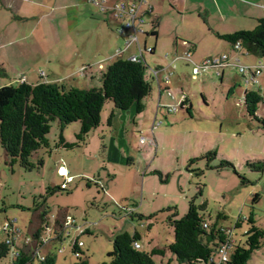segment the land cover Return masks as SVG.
<instances>
[{
  "label": "rangeland",
  "instance_id": "rangeland-1",
  "mask_svg": "<svg viewBox=\"0 0 264 264\" xmlns=\"http://www.w3.org/2000/svg\"><path fill=\"white\" fill-rule=\"evenodd\" d=\"M115 24H112L113 32L105 26L108 37L116 40L112 51L125 50L126 38L116 35ZM150 25L146 18L140 27L150 32ZM193 26L191 31L200 30ZM139 39L141 46L145 39L149 46L155 42L153 37L143 34H139ZM218 42L203 43V47L214 52L228 48L223 40ZM167 45L168 40L158 43L156 54L144 55L149 67L168 63L171 57L165 58ZM130 53H138L135 43L129 45L123 58ZM1 61L0 87L9 82L16 84L21 76H29L32 81L35 73L47 71L42 64L35 65L30 72L25 71L23 64L10 62L12 58ZM254 61L261 64L262 70L256 84L247 82L246 74L239 71L240 65L252 66ZM108 63L104 62L103 70ZM228 67L221 79L220 75L202 74L191 80L189 66L177 63L175 75L170 76V87L174 91L177 75L185 74L181 83L190 91L189 113L181 108L174 113L163 108L155 115L158 87L148 76L152 91L144 99L141 113H136L134 106L123 111L115 109L113 102L107 101L101 111V122L85 139L76 138L79 122H70L62 129L64 139L76 143L72 148L55 147L61 130L58 121L51 122L47 135L49 146L30 157L34 163L42 159L41 167L27 170L17 162L11 166L0 146V241L6 236L2 230L5 221L13 222L19 229L15 247L22 248L25 238L39 226L42 210H48L49 228L43 233L48 238L54 222L60 223L69 214L76 224H85L90 230L79 236L88 264L108 263L107 254L116 232H137L141 250L145 251L172 241L169 218L173 214L180 218L191 200L196 205L205 204L200 212L209 223L215 222L220 214L224 216L218 219V224L231 232L235 243L245 241L250 214L255 224L264 229V129L248 115L243 103L247 89L259 90L264 95V56L240 55L236 66ZM100 73L101 69L95 65L87 73L93 76L84 78L77 74L67 83L81 89L98 87ZM30 74L35 75L32 78ZM165 98L169 97L164 93ZM3 100L5 96L1 95L0 104ZM263 111L264 103L259 105L256 115H262ZM155 120L160 124L151 129ZM141 136L146 138L143 144L139 143ZM150 140H153L151 144ZM61 165L68 169L65 176L57 172ZM63 181L66 190L46 193V188L60 187ZM64 239L67 240L66 235ZM59 245L51 240L41 253L52 251L56 264H75L78 259L71 249L67 247L59 253ZM8 258L9 255L0 259V264H5ZM153 259L155 264L160 259L164 264L169 263L167 256ZM245 264H264V243Z\"/></svg>",
  "mask_w": 264,
  "mask_h": 264
},
{
  "label": "trees",
  "instance_id": "trees-1",
  "mask_svg": "<svg viewBox=\"0 0 264 264\" xmlns=\"http://www.w3.org/2000/svg\"><path fill=\"white\" fill-rule=\"evenodd\" d=\"M153 34L151 31L150 35ZM219 36L230 45L239 41V46L246 55L264 56V16L258 19L253 29H239ZM84 69L88 72L91 67L87 65ZM150 75L145 60L132 61L117 57L101 70L98 87L81 89L67 82L40 81L36 83L22 81L13 85L11 94L0 104V146L4 149L9 164L12 166L17 162L27 170L41 167L42 159H37L34 163L30 157L37 150L49 146L47 135L53 121H58L61 130L55 147L72 148L76 143L66 141L62 129L70 122H79L80 129L76 138L85 139L87 133L101 122V111L107 101L113 102L115 109L123 111L134 106L135 112L141 113L145 108L144 99L152 91L151 83L147 80ZM243 103L248 115L264 129V111L262 115H256L259 105L264 103L261 92L254 89L245 90ZM189 109H186L188 113ZM110 116H114L113 112ZM59 190L66 188L49 186L46 193H55ZM204 208L205 204L196 205L191 200L187 212L180 218H175L176 214L171 215L168 225L172 228L173 240L164 248L141 250L134 247V243L141 240L137 232L114 233L111 239L112 249L107 254L109 262L102 264H155L152 258L163 255L166 249L174 256L177 264H215L213 258L216 251L225 243L230 244V252L229 259L224 264H245L252 253L264 243V229L255 224L251 214L247 218L250 226L245 231V241L234 243L230 231L218 224V219L222 215H218L215 222L209 223L200 212ZM39 217V226L32 233L35 239L44 233L48 210H42ZM55 223L61 226L58 221ZM238 225L239 223L236 224ZM84 232H89L86 226ZM10 251L11 246L1 240L0 259L5 258ZM19 251L22 252L18 258L19 264H56V257L52 251L43 253V260L31 258L30 255L23 253L22 249ZM71 252L74 254V250ZM75 258L78 259L75 264H88L83 250H80Z\"/></svg>",
  "mask_w": 264,
  "mask_h": 264
},
{
  "label": "crops",
  "instance_id": "crops-1",
  "mask_svg": "<svg viewBox=\"0 0 264 264\" xmlns=\"http://www.w3.org/2000/svg\"><path fill=\"white\" fill-rule=\"evenodd\" d=\"M117 1L120 0H0V62L12 58L13 61L10 62L23 64L26 67L25 71L30 72L34 70L35 65L38 67L42 64L40 66L46 68L47 71L42 70L35 73L36 77L32 81L29 80V76L25 75L27 83L39 81L63 83L77 74L87 78L90 74H87L85 66L96 65L99 70H102L105 61H109L108 66L115 58L123 57L127 51L126 49L121 55L116 54L118 48L112 51L111 47L116 44V40L112 41L108 37L105 26L113 32L112 24L116 21L108 12H102L96 4V2H102L110 6ZM147 3L152 8L148 18L151 21L150 29L154 34L150 36L155 41L152 44L151 54H156L158 43L168 40L165 58L171 57L165 66L157 65L162 70L157 83L155 115L158 109H165L168 104H179L180 106V95L184 96V100L183 108L179 107V109H192L188 94L190 91L181 83V81L184 82L185 74L177 75L174 91L170 87V76L175 75L173 71L178 62L189 66V79L191 80H196L202 74H215L214 71L209 70L193 79L191 77L192 65L182 58L185 51L189 52L190 60L197 64L211 54H228L229 63L222 68L221 79L225 75V70L229 68L228 66L232 65L240 54L233 50L230 43L221 38L219 34L225 35L239 29L248 30L256 26L258 19L264 16V0H147ZM193 25L200 27V30L191 31ZM220 40H223L228 48L221 47L217 50L218 52H214V49L203 47V43L212 42L216 45ZM144 42L147 44L146 39ZM5 48L7 51H4ZM131 54L134 53L126 57L129 58ZM252 66L261 69V64L256 61L252 63ZM31 75L30 77L33 78L34 75ZM13 85H15L13 82H9L1 86L0 96L4 95L7 99ZM166 89L172 91L175 96L173 100L169 96L163 99ZM176 90L180 91L176 93ZM58 169L68 171L63 165ZM46 223L49 228L48 222ZM57 228L59 226H55L54 222L51 227V237L55 235ZM232 240L234 241L233 238ZM139 245L141 248L140 243ZM165 245L156 248H164ZM165 256L169 259L168 264L175 261L174 256L167 249L163 255H156L153 258ZM159 264H164V260L160 259Z\"/></svg>",
  "mask_w": 264,
  "mask_h": 264
},
{
  "label": "built area",
  "instance_id": "built-area-1",
  "mask_svg": "<svg viewBox=\"0 0 264 264\" xmlns=\"http://www.w3.org/2000/svg\"><path fill=\"white\" fill-rule=\"evenodd\" d=\"M96 4L99 6V9L102 12H108L109 15L112 16V18L116 21L115 24V30L118 35L123 36L126 38L124 41L125 50L129 45L135 43L137 45L138 53L131 54L129 56V60L132 61H144V55L151 54L153 52V47L145 44V42H142V46L140 45L139 41V34H143L146 37L150 36V32H145L140 25H144L146 23V18L150 16L151 13V6L148 5L147 0H131L130 2H125V0H120L117 2H114L110 6L103 4L102 2H96ZM149 20V18H148ZM151 23V21L149 20ZM239 41L235 44L231 45V48L233 50L238 51L240 55H244V51L239 46ZM123 49H117L116 54L121 55L124 53ZM246 55V54H245ZM182 58L186 61H188L192 65V78L194 79L196 76H198L202 72H207L209 70H212L215 72L216 75H220L222 68L225 67L229 63V57L228 54H216L211 55L208 57H205L200 63H194L190 59V54L188 51H185L182 55ZM239 61V57L233 61L232 65L237 64ZM239 66V64H238ZM162 68L158 67H149L150 76L155 80L157 83L159 81V74L161 72ZM239 71L245 75V80L247 82H250L252 84H256L257 80L256 78L260 75L261 69L257 66H239ZM25 82V77L21 76L20 82ZM167 96L173 100L175 96L172 94V91L170 89H166ZM264 99V95H262ZM184 96L180 95V106L179 104H168L166 105L165 109L167 112H175L179 107H181V104L183 103ZM160 122L153 121V124H151V129H155L157 125H159ZM146 141V138L144 136L140 137V144H143ZM153 140L148 141L149 144H151ZM58 173L61 176H65L66 172L62 169H59ZM67 179L71 180L70 176H67ZM63 188H66V182L63 181L62 185ZM61 226L56 229L57 234L53 235V237H49L42 234L37 239L34 238L33 234L25 238V244L22 248H16L15 247V236H17L20 232L19 229H17L13 222L5 221L2 225L3 232L6 233L4 242L6 244H9L11 246V251L8 254L9 258L5 264H19L18 258L22 252L19 250L22 249L23 253H26L27 255H30L31 258H38L39 260H43L44 256L43 253H41V249L47 245L49 241H53V239H56L54 241H57L60 245L57 249L59 253L63 252L67 247H69L71 250H74V256H78L80 250H82V241L79 240V236L83 233L85 226L84 224H76L75 219L69 214H66L63 217V221L60 222ZM48 230V226H45V229L43 232ZM64 235H66L67 240L64 239ZM135 248H140L139 243H134ZM229 252H230V244L225 243L220 245L218 250L216 251L217 258L214 260L215 264H224L229 259ZM214 259V258H213ZM30 264V263H26Z\"/></svg>",
  "mask_w": 264,
  "mask_h": 264
}]
</instances>
